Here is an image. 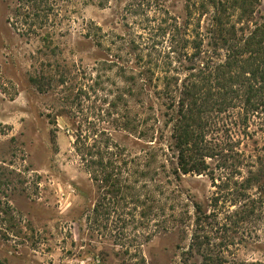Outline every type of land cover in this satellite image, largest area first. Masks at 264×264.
Wrapping results in <instances>:
<instances>
[{
    "label": "rangeland",
    "instance_id": "1",
    "mask_svg": "<svg viewBox=\"0 0 264 264\" xmlns=\"http://www.w3.org/2000/svg\"><path fill=\"white\" fill-rule=\"evenodd\" d=\"M46 1L50 25L36 29L22 0H0V264H202L205 255L264 264V204L231 219L264 200V115L245 125L240 108L228 109L210 136L218 144L208 169L175 172L165 84L170 79L178 99L193 65L191 41L197 31L206 35L215 9L199 12L197 0ZM231 21L247 37L264 22V0ZM39 76L46 92L31 82ZM85 119L136 159L123 171L137 209L119 207L101 227L92 214L103 191L73 145ZM155 170L157 181L147 183L154 203L134 173ZM197 205L211 217L207 225L217 219L226 227L208 226L210 244L191 249ZM147 207L154 210L145 218Z\"/></svg>",
    "mask_w": 264,
    "mask_h": 264
},
{
    "label": "trees",
    "instance_id": "2",
    "mask_svg": "<svg viewBox=\"0 0 264 264\" xmlns=\"http://www.w3.org/2000/svg\"><path fill=\"white\" fill-rule=\"evenodd\" d=\"M259 1L197 0L194 4L199 12L206 10L208 6L213 7L215 12L206 35L197 31L191 41L190 48L193 53L190 58L193 65L187 69L188 75L181 82L178 99L176 94L174 95L170 79H167L165 84L163 95L171 101L169 108L172 114L168 124H172L171 139L177 152L176 174L180 172L184 175H200L208 169L206 160L215 157L217 152L216 146L213 145L215 142H212L210 136L214 131L219 132V115L228 109L240 108L245 125L249 124L251 117L264 115V22L256 24L247 37L243 29H240L242 34L239 37L236 23L231 21L236 11L240 12L241 19L250 17ZM46 4V0H22V5H27L33 11L30 14L29 27L43 29L50 25ZM45 37V39L49 38V34ZM204 42L209 50L204 49ZM220 52L224 53V60L220 59ZM40 77L31 78V82L38 91L43 93L46 92V85L44 78ZM128 80L135 83V75L130 76ZM76 131L73 144L75 152L88 169L99 190L103 191L92 214L94 224L101 227L102 222L99 221L101 219L110 221L112 216H117L119 207L133 206L135 210L137 209L138 193L131 184L128 172L123 171V169H129L136 159L126 154V150L113 141L109 130L101 128L99 122H89L85 119L78 122ZM163 168H165L164 165ZM135 174L146 180L144 184L147 189L146 199L157 202L151 192L154 188L149 190L150 186L147 183L150 185L156 182L160 173L155 170L153 172L137 171ZM245 183L248 185L242 188L241 193L237 191V198L246 196V190L250 186L249 180ZM256 203L263 205L264 200L259 197L257 202L253 201L251 207L245 203L233 213L231 219L239 217L241 222L254 216ZM147 209L143 213L145 218L153 215L154 207H147ZM195 209L196 230L192 236L191 249L196 246L201 249L210 244L205 241L209 235V231H206V229L209 230L208 226L216 232L221 228L223 230L226 226L217 219H214L215 223L207 225L211 217L203 213L200 206H195ZM202 264H225V261L218 256L205 255Z\"/></svg>",
    "mask_w": 264,
    "mask_h": 264
}]
</instances>
